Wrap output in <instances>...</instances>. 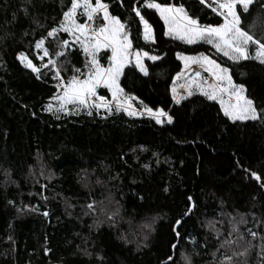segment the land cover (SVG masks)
<instances>
[{
  "label": "trees",
  "instance_id": "obj_1",
  "mask_svg": "<svg viewBox=\"0 0 264 264\" xmlns=\"http://www.w3.org/2000/svg\"><path fill=\"white\" fill-rule=\"evenodd\" d=\"M103 2L127 24L134 51L160 57L145 61L148 75L134 65L125 67L120 78L124 93L140 106L142 101L169 112L173 123L158 125L123 112L107 118L93 112L57 119L46 111L58 93L53 71L42 69L37 79L18 55L24 52L37 66L43 63L36 58L35 43L58 26L70 0H0V264H161L177 239L173 225L192 202L196 207L182 218L178 246L192 264H215L220 244L215 229L227 234L232 217L245 240L229 254L251 241L253 247L236 264H264V189L259 186L264 183V119L233 123L217 101L201 94L179 104L172 98L183 69L177 53H203L231 69L234 83L245 86L246 96L260 111L264 66L254 60L233 63L210 45L169 38L159 14L143 7L142 0ZM153 2L183 6L201 25L223 23L209 0ZM258 6L259 0L252 7ZM133 8H140L152 25L154 43L143 39V25ZM67 39L62 34L46 40L65 81L86 64L78 47L57 58V41ZM107 59L108 53L101 58L103 66ZM100 94L110 100L106 91ZM93 200L98 202L95 215L85 207ZM116 208L118 224L112 226L99 209ZM241 218L246 223H238Z\"/></svg>",
  "mask_w": 264,
  "mask_h": 264
},
{
  "label": "snow or ice",
  "instance_id": "obj_2",
  "mask_svg": "<svg viewBox=\"0 0 264 264\" xmlns=\"http://www.w3.org/2000/svg\"><path fill=\"white\" fill-rule=\"evenodd\" d=\"M27 2L31 3L32 0H27ZM204 2L205 0H201V3ZM142 3L143 7L154 9L159 13L167 27L165 35L182 40L187 44L203 41L233 63L254 60L264 66V0H259L258 8L252 7L257 3V0H211L209 4L211 10L223 18V23L216 26L201 25L197 18L188 15L183 6L153 2V0H142ZM28 11L26 7L24 9L25 15L28 14ZM133 11L136 17H139V23L143 25V39L154 43L155 35L152 25L141 14L140 8H133ZM78 15L85 17L84 23L78 21ZM97 18L103 21L99 26L95 24ZM61 32L67 33L72 38V44H79L88 57L85 64L87 70L82 71L76 68L75 74L67 81L61 75L62 69L58 60L51 59V53L45 47L47 38H55ZM57 44L60 50L55 55L57 57L66 56L65 50L70 47V42L62 40L57 41ZM35 48L42 51V55L38 56L40 61L49 57L47 63H41L40 66H37L24 52L19 53L18 59L25 68L30 69L36 75L37 79L41 78L42 69L53 71V78L57 81L56 87L60 91L54 97L55 108L50 103L46 106V111L55 115L57 119L60 118V113L72 115L79 114L81 110H84L88 116H92L94 110L99 113V110L103 109L106 113L104 118H107V115H112L115 110L117 112L123 111L128 116L147 115L158 125L173 123L174 117L162 108L153 110V108L144 105L142 101L140 102L141 107L136 108L132 103L135 97L124 93V89L120 86L119 79L123 75V69L131 63L133 57L135 66L144 75H148V69L143 63V58L147 57L149 60L155 61L160 57L150 55L147 51L135 50L133 52L127 24L122 22L119 17L111 15L108 3L103 2V0H95V3L93 0H70V7L63 11L58 26L51 28L46 36L37 41ZM102 48L111 49L110 63L106 68L97 59V54ZM177 57L184 62L186 69L193 64L200 65L210 73L215 82L207 84L200 79V73L196 72L193 78H185V82L180 85L185 90L186 95L178 94L177 87L173 86L172 98L175 103L179 104L183 99L192 96L194 91H199L207 100L217 101L223 115L233 123L264 119V109L258 111L254 101L246 96L245 86L234 83L229 67L223 66L203 53L198 56H186L177 53ZM181 76L183 73L178 75L176 79L180 80ZM100 87L111 92V101L98 94L97 90ZM141 150L147 151L143 146H141ZM245 171L250 170L246 169ZM250 175L257 181L261 180L260 175L254 171H251ZM259 186L264 189V183ZM188 199L192 201V197H188ZM97 203L93 200L85 206L88 213L93 215L97 213ZM195 207V202H192L183 212L182 217L175 221L173 232L177 239L171 245L169 254L161 259V264H192L191 256L185 255L178 246L182 231L180 227L183 222L182 218L190 215ZM99 211L106 215L112 226L118 224L116 218L119 216V208L111 212L106 209H99ZM43 214L48 215L47 212ZM229 222L232 223V227L227 234L222 233L220 229H215L216 239L220 241L217 248L219 256L213 253L216 256L215 264H236L237 258L246 256L249 249L253 247L251 241H246L247 247H244L242 251L233 250L229 254V249L233 248L234 245L239 246V242L245 240L244 234L235 222V217H232ZM238 223H246V221L241 218ZM147 227L151 229V224ZM247 232L253 239L258 235L252 229H247ZM222 236L223 239H221ZM121 239H126V237L121 236ZM260 239L262 241L261 252L264 253V235ZM144 240H148V235L144 236ZM190 242L193 245L196 244L194 238ZM204 246L206 247V244ZM85 254L89 255L90 253L85 252ZM244 264L247 262L245 261Z\"/></svg>",
  "mask_w": 264,
  "mask_h": 264
},
{
  "label": "rangeland",
  "instance_id": "obj_3",
  "mask_svg": "<svg viewBox=\"0 0 264 264\" xmlns=\"http://www.w3.org/2000/svg\"><path fill=\"white\" fill-rule=\"evenodd\" d=\"M209 2H211V0H209ZM154 10V9H153ZM159 14V13H158ZM77 19H78V21L80 22V23H84L85 22V17H83V16H79L78 15V17H77ZM103 23V21H102V19H100V18H97L96 20H95V24L97 25V26H99L100 24H102ZM166 30H167V27H166ZM62 34H66L67 36H68V41L70 42V47L69 48H67L65 51L67 52V54L72 50V49H74L75 47H78L79 49H81V47H80V45L79 44H72L71 43V41H72V38L67 34V33H63V32H61V33H59L58 34V36L57 37H55V38H52V39H55V40H57L58 38H60V36L62 35ZM169 38H171V39H175V38H173L172 36H169V35H167ZM175 40H178V41H181V42H184V41H182V40H179V39H175ZM148 42H151V41H148ZM152 43V42H151ZM185 43V42H184ZM199 43H204V44H207V43H205V42H203V41H198L197 43H194V44H188V45H195V44H199ZM187 44V43H186ZM207 45H209V44H207ZM211 46V45H210ZM45 47H47L48 49H49V52L51 53V49L49 48V46H47L46 45V42H45ZM56 48H57V50L59 49V46L57 45L56 46ZM60 50V49H59ZM82 50V49H81ZM132 51L134 52V50L132 49ZM35 53H36V58L38 59V56L39 55H42V51L41 50H37L36 48H35ZM82 53H83V55L85 56V58H86V60L88 59V57L85 55V53L83 52V50H82ZM108 53V59H107V65L106 66H104L105 68L106 67H108V65H109V63H110V58H111V49L110 48H102V49H100V51L98 52V54H97V59L99 60V62H100V64L102 65V63H101V58L104 56V54H107ZM222 55V54H221ZM51 57H52V55H51ZM60 57H62V56H60ZM60 57H57V58H60ZM48 59H49V57H45V59H44V61H40L39 59V61L40 62H43V63H45V60H47L48 61ZM51 59H54V60H57V59H55V57H52ZM147 60H149L147 57H144L143 58V63L145 64V61H147ZM180 60V59H179ZM181 62H182V65H183V69H182V71H181V73H183V76H181V79L180 80H177V79H175V82H174V84H173V86L175 85L176 87H177V92H178V94H180V95H186V92H185V90L183 89V88H181L180 87V85L181 84H183L184 82H185V78H193L194 77V75H195V73L196 72H199L200 73V79L201 80H203V81H205L207 84H211V83H214L215 81H214V79L212 78V76L210 75V73H208L207 71H205V69L204 68H202V67H200V65H197V64H193V65H191L189 68H185V66H184V62L182 61V60H180ZM21 62V61H20ZM131 65H134L135 66V59H134V57L132 58V61H131V63H129V64H127L125 67H127V66H131ZM103 66V65H102ZM124 67V68H125ZM136 67V66H135ZM138 70H139V68L138 67H136ZM87 69H86V67H85V69H84V71H86ZM140 71V70H139ZM141 72V71H140ZM142 73V72H141ZM180 73V74H181ZM143 74V73H142ZM179 74V75H180ZM144 75V74H143ZM121 78V77H120ZM177 78V77H176ZM119 83H120V79H119ZM60 91V89H58V92ZM98 94H100V92L101 91H106L109 95H110V100L109 101H111L112 100V97H111V92L108 90V89H106V88H104V87H100L98 90ZM194 94H200L199 93V91H194ZM246 94V93H245ZM101 95V94H100ZM225 99H227V97H225ZM50 103L51 104H53V107L55 108V106H56V102H55V100H54V98L50 101ZM49 103V104H50ZM132 103H133V105L136 107V108H140L141 106L138 104V102L134 99L133 101H132ZM93 112H96L95 110L93 111ZM118 112H123V111H118ZM80 113H86V111H84V110H81L80 112H79V114ZM99 113H101V114H104V115H106V113L104 112V110L103 109H101V110H99ZM113 113H117V111H113ZM123 113H125V112H123ZM126 114V113H125ZM60 116H65V114H63V113H60L59 114ZM127 115V114H126ZM129 117H131V118H141V117H148L147 115H145V116H129ZM148 118H150V117H148ZM248 121H251V120H248ZM244 122H247V121H244ZM165 124H167V123H165Z\"/></svg>",
  "mask_w": 264,
  "mask_h": 264
}]
</instances>
